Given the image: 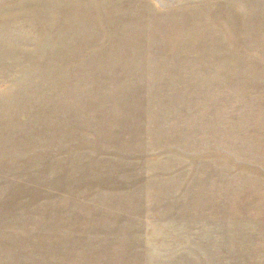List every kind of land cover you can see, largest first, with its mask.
I'll use <instances>...</instances> for the list:
<instances>
[{
	"label": "rangeland",
	"instance_id": "374dc122",
	"mask_svg": "<svg viewBox=\"0 0 264 264\" xmlns=\"http://www.w3.org/2000/svg\"><path fill=\"white\" fill-rule=\"evenodd\" d=\"M0 264H264V0H0Z\"/></svg>",
	"mask_w": 264,
	"mask_h": 264
}]
</instances>
